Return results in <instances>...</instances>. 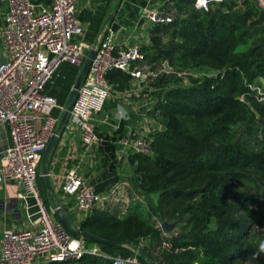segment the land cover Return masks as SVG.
Listing matches in <instances>:
<instances>
[{
	"label": "trees",
	"instance_id": "trees-1",
	"mask_svg": "<svg viewBox=\"0 0 264 264\" xmlns=\"http://www.w3.org/2000/svg\"><path fill=\"white\" fill-rule=\"evenodd\" d=\"M98 1L81 15L82 40L89 44L110 2ZM163 7L173 13L171 20L149 26L147 41L139 43L142 58L131 66H147L144 90L151 88L150 114L161 125L150 134L149 154L126 156V179L139 199L125 211L93 206L75 221L65 205L48 200L37 168L42 204L59 205L72 227L118 241L99 244L109 255H128L120 243L143 240L137 254L142 262L264 264V94L251 87L264 78V12L232 0L210 1L207 10L192 0ZM78 68L60 62L41 92L65 105ZM105 77L118 91L132 78L117 68ZM162 221L175 223L171 232L161 231L156 223ZM76 263L113 264L89 253Z\"/></svg>",
	"mask_w": 264,
	"mask_h": 264
},
{
	"label": "built area",
	"instance_id": "built-area-1",
	"mask_svg": "<svg viewBox=\"0 0 264 264\" xmlns=\"http://www.w3.org/2000/svg\"><path fill=\"white\" fill-rule=\"evenodd\" d=\"M77 1L49 0L45 5L29 0L5 2L0 25V44L5 57L0 62V129L7 133L9 143L0 147V184L18 183L23 197L32 199L34 211L29 212L26 205L27 223L20 228L2 229L0 264H35L37 260L77 264L76 260L84 253L109 259L113 264H156L138 259L143 240L138 244L120 243L130 252L121 256L104 253L99 244L69 234L52 214L58 205L46 208L39 195L37 168L51 135L62 136L67 130L75 129L83 154L93 157L92 147L98 133L92 117L101 112L114 90L105 77L106 72L113 68L127 71L132 76L130 83L136 85H141L138 80L143 76L147 78L146 72L131 67L142 58L139 42L122 39L119 44L114 43V29L106 23L96 36L89 68L77 89L64 128L59 130L58 120L65 105L56 104L41 90L60 62L78 66L82 62L85 25L77 16ZM210 1L224 0H192V3L195 8L207 10ZM232 1L249 2L264 12V0ZM164 3L156 8H143L140 17L150 25L169 22L171 16L164 9ZM162 69L167 71L163 66ZM53 109H58V115L52 114ZM150 110L149 119L142 126L117 140L126 155L150 153V134L161 127ZM59 191L63 196L72 197L79 219L93 206L125 211L131 199H139L126 177L117 178L103 191H95L74 168L67 169L59 178ZM156 224L160 228V222Z\"/></svg>",
	"mask_w": 264,
	"mask_h": 264
},
{
	"label": "crops",
	"instance_id": "crops-1",
	"mask_svg": "<svg viewBox=\"0 0 264 264\" xmlns=\"http://www.w3.org/2000/svg\"><path fill=\"white\" fill-rule=\"evenodd\" d=\"M29 1L45 5L49 0ZM164 1L121 0L119 7L115 8L116 0H110L108 7L113 2L114 9L108 12L111 13V16L107 26L114 29V43L119 44L122 39H127L129 43H145L150 24L140 17V13L143 8H156ZM5 2L6 0H0V25L3 20V12L6 9ZM96 2L99 1H77V16L82 23H84L81 16L83 10L91 9ZM4 59V51L0 44V62ZM144 88L142 85L131 82L125 90H113L111 98L104 102L101 112L92 117L98 133V140L92 147L93 157L83 154L79 134L75 129L67 130L60 136L56 147L48 156L46 168L53 190V196L50 198L48 195V200L52 203L57 202V204L65 205L66 211L75 221L79 217L73 206V199L70 196L61 195L59 178L67 169L74 168L86 182L92 185L95 191H103L117 178L129 175L127 155L121 151L117 140L131 130L138 129L149 119L147 114L155 99L153 95L147 94L149 88L147 92ZM64 124L65 122L59 127V130L64 128ZM5 143H9L7 133L0 129V147ZM51 202L49 203L51 204ZM26 205L29 206V212L34 211L32 199L23 197L22 189L18 183L0 184V236L4 227L20 228L27 223ZM35 264L45 263L37 260Z\"/></svg>",
	"mask_w": 264,
	"mask_h": 264
},
{
	"label": "water",
	"instance_id": "water-1",
	"mask_svg": "<svg viewBox=\"0 0 264 264\" xmlns=\"http://www.w3.org/2000/svg\"><path fill=\"white\" fill-rule=\"evenodd\" d=\"M120 2H121V0H116L115 8L119 7ZM110 16H111V13H108L104 17V19H103V21L99 27L98 33H100L102 31L103 27L108 22ZM93 55H94V49L92 47H90L86 51V54L82 59V62L78 68V72L76 74V77L74 79V82H73L72 86L70 87V90L67 94V97L65 99L64 110L61 112L59 120H58V126H60L61 124H63L65 122V120L68 116V113L71 110V107H72L73 102L75 100V97L77 95V89H78L80 82L82 81L83 77L87 73V70L89 68V64L91 62ZM162 66L166 70L170 69L167 66L166 62H163ZM242 100L245 101L244 98ZM59 138H60L59 134L51 135L49 137V139L47 140V142H46V144H45V146L41 152V156H40L39 164H38L39 175L41 176V178L43 180L45 191L47 192V194L49 195L50 198H52V196H53V190H52V187L50 185L49 178H48V172H47L46 164L48 161V156L56 147V145L59 141ZM52 214L56 218V220L61 224V226L65 229V231L68 232L69 234L73 235V236L80 237L84 240H87L89 242H94V243L100 244V245H116L119 243L118 241L106 240V239L100 238L96 235H93L89 232L82 231V230H79L78 228L72 227V225L70 224V221L68 220V218L64 214L62 208L59 205L55 207ZM174 224L175 223H167L165 221H162V222H160V229L163 233H168L169 231H171L173 229Z\"/></svg>",
	"mask_w": 264,
	"mask_h": 264
},
{
	"label": "rangeland",
	"instance_id": "rangeland-1",
	"mask_svg": "<svg viewBox=\"0 0 264 264\" xmlns=\"http://www.w3.org/2000/svg\"><path fill=\"white\" fill-rule=\"evenodd\" d=\"M93 1V0H92ZM113 2L111 3V6H109L108 8H107V13L111 10V9H113ZM169 14H170V16L172 17V15H173V13H171V12H169V11H167ZM95 42V41H94ZM94 42L93 43H87V42H85L84 40H83V47H82V54H83V57L85 56V54H86V51L90 48V47H92L93 46V44H94ZM146 69H147V66H142L141 68H140V70H142V71H146ZM138 82H139V84H141V85H143L144 87H147V85H148V83H149V81H148V79L147 78H145V76H143V79L142 80H138ZM251 87L252 88H254L256 91H257V93H260V94H264V78L263 79H255L254 80V84L252 83L251 84ZM61 114V113H60ZM128 171H130V168L128 167ZM38 182H39V180H38ZM54 185H55V183H54ZM37 186H40V183H38L37 184ZM40 189V188H39ZM150 195V197L152 198V199H154V197H155V194L154 193H151V194H149ZM43 199V198H42ZM41 199V200H42ZM169 232H171V231H169Z\"/></svg>",
	"mask_w": 264,
	"mask_h": 264
},
{
	"label": "clouds",
	"instance_id": "clouds-1",
	"mask_svg": "<svg viewBox=\"0 0 264 264\" xmlns=\"http://www.w3.org/2000/svg\"><path fill=\"white\" fill-rule=\"evenodd\" d=\"M260 247H261V250H264V244H261Z\"/></svg>",
	"mask_w": 264,
	"mask_h": 264
}]
</instances>
